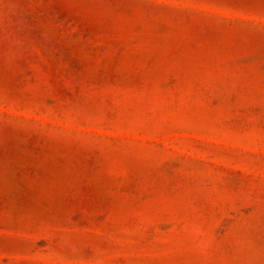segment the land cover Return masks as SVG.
I'll list each match as a JSON object with an SVG mask.
<instances>
[{
  "label": "rangeland",
  "instance_id": "1",
  "mask_svg": "<svg viewBox=\"0 0 264 264\" xmlns=\"http://www.w3.org/2000/svg\"><path fill=\"white\" fill-rule=\"evenodd\" d=\"M0 264H264V0H0Z\"/></svg>",
  "mask_w": 264,
  "mask_h": 264
}]
</instances>
